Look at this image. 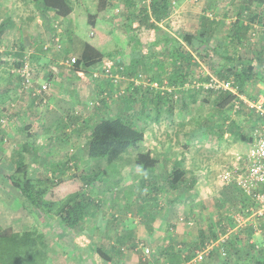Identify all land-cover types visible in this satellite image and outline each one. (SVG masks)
Returning <instances> with one entry per match:
<instances>
[{
  "label": "rangeland",
  "instance_id": "1",
  "mask_svg": "<svg viewBox=\"0 0 264 264\" xmlns=\"http://www.w3.org/2000/svg\"><path fill=\"white\" fill-rule=\"evenodd\" d=\"M80 1L85 2L86 0ZM93 1L86 2L87 9L95 8L96 1ZM116 1L120 3L119 0ZM212 1L216 4L213 8L209 5ZM92 2L93 8L90 6ZM174 2L170 17L159 22L162 29L171 32L181 29L190 32L196 31L203 11L212 13L214 18L223 21L219 32L222 38L228 33V30L231 31L229 28L235 20L238 18L240 22L241 18L242 22L249 20L247 18L249 12H246V19L242 17L244 13L241 16V0H175ZM139 6L138 2L136 8ZM33 7V0H0V22L2 20L7 22L8 19L11 21L6 30L0 34V223L11 224L16 230L32 227L42 230L49 244L51 264H98L89 250L92 247L95 248L102 241H108L105 231L95 230L97 220L105 218V213H107V218H111V213L113 215L116 213L120 221L118 227L114 228L120 234L127 235L123 237L125 245H123L124 250L118 264H144L145 260H148L150 264H159L163 262L161 260L164 258L160 251L169 246L168 244L175 247V251H177L178 241H180V245H183V248L195 250L196 247L193 245L198 239L200 231L203 234L207 233L204 235L206 244H210L208 240L213 239L217 246H220L219 243L223 238L233 235L236 230L242 228L246 230L247 237H245L246 241L241 243L248 248L247 250H249V243L252 241L259 244L263 238L264 227L253 224L257 228L255 231L250 221H247L245 226L242 223V227L237 228L240 224L234 218L237 213L244 218L248 217L246 208L249 205V197L236 185L235 180L224 183L220 177L223 170L233 167L237 155L245 152L248 148L249 143L235 139L234 135L229 136L230 140L227 142L223 140L226 136L218 139L212 134L203 135L194 144L189 145L183 166L186 170L196 172V175L200 176L199 179L202 183L198 189L183 186L176 191L167 190L162 185L163 189L159 199L146 202L140 208L136 200V192L139 187L135 185V182H137L136 178L139 176L138 172L141 171V168L133 164L132 161L118 168L117 166L108 168L109 175L117 169L120 179L117 180L118 183L114 185V188L106 187L108 181L116 179V177L103 175L102 171L106 167L105 160L90 158L85 152L83 145L87 140L89 127L101 117L116 112L124 113V111L131 113L135 118V123L140 125L147 112L139 113L140 100H134L128 105H124L120 97L113 98L117 100L109 102L105 106V111L101 109L102 107L98 109L96 106L100 102V91L102 88L104 90L106 84L104 83L107 79L106 74L99 70L97 75H91V79L89 75L82 80L75 79L71 74L73 73L72 69L61 66L59 61L68 55L77 58L78 42L69 39L67 32L62 33L63 49L56 51L52 42H46L51 33H48L47 36L46 32L47 37L43 33H31V21L28 22V18L30 15L36 14V11L32 10ZM123 8L122 6L119 11L112 8L105 14L101 27L109 35L112 34V40L104 45L102 50L109 53L116 51L122 45L126 53L125 56L121 55V59L124 63H128L126 46L130 37L125 34ZM258 8L261 10V15L259 19H255L257 20L255 34L252 36L250 33L252 38L249 40L247 35L246 45L242 44L237 47V52H241L244 56H252L254 51L256 52L259 48H263L264 52V30H262L264 25L260 24V19L262 17L264 19V4L254 7V9ZM40 19L43 22V17ZM83 21L85 30L82 31L87 38L86 31H89V28L85 17ZM78 26L80 27V25ZM42 36L46 38L43 39ZM47 44L49 46L46 49L44 46ZM167 47L163 46L165 49ZM163 48L161 47L155 56L150 58L154 65L147 76L159 70V66L155 63L166 61L164 68L166 71L169 68ZM152 52L153 48L147 55L149 56ZM33 54L42 55L45 60L43 58V61L40 57L33 58ZM20 57H22V63L28 62V65L33 69V73L29 75L27 81L23 80L22 70L20 71L23 64L20 67L14 65V62H17ZM147 58L145 59L149 64L151 60L149 57ZM201 70L209 72L205 65H202ZM143 71V69L142 71L138 69L137 75L133 78V84L140 81L146 82L144 79L146 75L141 73ZM258 73L262 74V70L259 69ZM115 78L118 81L117 89L119 91L130 86V80L127 77ZM100 80L102 84L98 83ZM44 81L48 83L49 89L51 84L54 90L60 84L58 88H67L69 94L65 98L62 97L61 100L60 97L51 95L53 91L49 90L45 100L43 97L37 98L33 93ZM53 81H55L54 85ZM165 82L166 80L163 79L161 89L166 87L164 86ZM152 84L156 85V83ZM253 84L255 86H251L250 92H254L256 88L264 89L261 82L258 85L256 82ZM204 95L208 97L206 101H204ZM181 97L180 93H176L174 98L175 122L182 117L186 122L181 130L190 129L196 121H205L206 117L215 118L217 110L214 108L211 94L207 95L205 92L199 91L194 102L191 96H187V108L183 107ZM74 111L77 112L76 115L73 113ZM153 112L152 109L151 114ZM67 113H73L76 116L75 119H68ZM82 120L89 125L87 127L80 126ZM146 121L148 126L145 129L143 148H150L156 154H162L168 147H172L175 142L179 141L178 150H183L184 135L183 132L178 135L174 133L175 124H169L165 118H161L159 125L152 122L150 118ZM246 124L247 122H244V126ZM25 126H27V132L33 136L31 138L33 143L38 147L36 166L45 172L46 176H51L53 179L67 178L72 174L76 176V179L67 178L64 183L57 186L54 195L50 196L54 201H58L70 192L81 189V186L86 190H93L94 197L102 200L101 211L96 217V222L94 219H88L87 222H83L81 230L72 231L63 229L56 216L46 217L39 211L30 213L23 209L18 191L6 182L4 176L14 169L13 152L20 150L27 139ZM31 157L32 153H26L27 161H30ZM176 157L178 158L179 155L174 153L169 158L174 160ZM51 165H58L55 175L49 169ZM164 169L165 167L161 163L156 168L158 181H161L162 184H165ZM215 178H219L223 182L220 189L214 187ZM185 181H188V177ZM148 213L153 215L150 220L146 217ZM125 217H131L133 221L129 224L124 220ZM228 232H230L229 235ZM130 234L132 235L130 236ZM174 236L175 241H172ZM136 241L140 248L144 247L143 250L130 247L132 244L135 246ZM255 254L259 255L258 252ZM258 260L255 258L254 261ZM200 263L218 264L215 256L208 254H205Z\"/></svg>",
  "mask_w": 264,
  "mask_h": 264
},
{
  "label": "trees",
  "instance_id": "2",
  "mask_svg": "<svg viewBox=\"0 0 264 264\" xmlns=\"http://www.w3.org/2000/svg\"><path fill=\"white\" fill-rule=\"evenodd\" d=\"M34 1L42 9L52 10L58 17H66L72 11L70 0ZM174 1L137 0L135 2V0H125L123 4L116 0H98L95 8L92 10L85 9L77 16L75 34L85 38L82 31L85 30L83 26L84 17L89 28V31H86L87 38L85 39L87 41L83 42L79 56L77 58L71 55L66 57L75 58L70 66L61 63V66L72 69L73 73L70 71L68 73H71L75 79H83L88 74L97 75L99 70L106 74L107 79L104 81L106 84L104 90L102 88L100 91L99 106H96L98 109L102 107L101 109L105 111V106L109 102L117 100L113 98L120 97L124 105H128L134 100H140L139 113L147 112L140 125H137L133 115L126 111L101 117L89 127V134L83 145L88 157L105 160L106 167L102 171L103 175L116 177V179L108 181L106 184L108 189L114 188V185L118 183L117 180L120 179L117 169L109 175L108 168L114 166L118 168L130 161L140 166L141 171L138 172L139 176L135 182V185L139 187L136 192V200L140 208L146 202L159 199L163 189L162 185L167 190L176 191L185 186L188 172L183 166V160L187 155L189 145L194 144L203 135L212 134L218 139L226 136L223 138L226 142L230 140L229 136L234 135L235 139L249 143L253 140L252 135H250L252 129L257 124L264 122L261 113L249 105V102H257L262 98V107L264 108V89L256 88L254 92H250L251 86H255L253 82H256V85L260 82L264 85L263 48L254 51L252 56H244L241 52H237V47L242 44L246 45L247 35L249 40L255 34L254 30L257 25L255 19L260 18L261 10L259 8L254 9V7L264 4V0H241V16L244 13L242 17L245 18L246 12H249L247 15L249 20L247 22L246 20L242 22V18L241 22L239 18L235 20L229 28L231 31L228 30L223 38L219 35L223 21L214 18L212 13L204 11L200 16L198 29L194 32L183 31L182 29L171 32L162 29L159 22L170 17ZM138 2L140 6L136 8ZM209 5L213 8L216 4L212 1ZM115 6L118 7V11L121 6L124 7L122 14L126 28L125 34L130 37L126 46L128 63H124L121 59V55L125 56L126 53L124 46L121 45L116 51L109 53L102 50V47L110 42L112 37L98 30L95 25L98 12L106 8L109 11ZM262 19L263 17L260 19V24L264 25V19L263 21ZM9 24H11L9 19L7 22L4 20L0 22V34L6 30ZM55 36L60 37V39L55 41ZM61 36L62 34L55 32L46 42H52L55 46L54 49L60 51L63 49ZM163 46L168 47L165 49ZM161 47L167 57L169 68L167 71L164 68L166 61L159 64L155 63L159 66V70L147 76L152 65H154L150 58L155 56ZM152 48L153 52L148 56L147 53H150ZM32 57L35 58L36 55L33 54ZM147 57L151 60L149 64L146 62ZM22 64V57L14 62L16 67H20ZM202 65L208 67L209 72L202 71ZM138 69L144 70L141 73L146 75L144 77L146 82L140 81L133 84V78L137 75ZM259 69L262 70L260 75ZM115 77H127L130 80V86L119 91L117 89L118 81ZM163 79L166 80V84H164L166 87L161 89ZM220 82H230V87L225 88L219 84ZM152 83H156V85ZM199 91L213 96L214 108L217 110L215 118L206 117L205 121L198 120L193 127L183 131L181 127L186 124L183 117L175 122V95L176 93L182 95V105L187 108L188 97L191 96L194 102ZM206 97L204 95V101L208 99ZM152 109L154 112L151 114ZM73 113L76 115L77 112L74 111ZM73 113H67L68 119H75L76 116ZM149 118L157 125L161 123V118L167 119L169 124H175L174 133L178 135L183 132L184 135L183 150H178L179 141L174 143L173 148L168 147L166 152L162 154H156L150 148H143L145 129L148 126L146 119ZM244 122H247L245 126ZM60 123L58 124L60 125ZM79 125L87 127L89 124L82 120ZM24 130H26L27 139L20 150H15L12 155L14 169L4 176L6 182L18 191L23 209L30 213L39 211L46 217L56 216L63 229L72 231L81 230L80 227H82L83 222H87L88 219H94L96 222V217L101 211L102 200L94 197L93 190H86L81 186V189L70 192L60 200H53L51 196L54 195L57 186L64 183L69 177V179H76V176L72 174L67 178L58 177L55 179L46 176L45 172L36 166L38 147L31 139L33 136L27 132V126L24 127ZM29 152L32 153V157L30 161H27L26 153ZM174 153L179 157L171 160L169 157L170 155L173 156ZM131 156L132 159L130 160ZM160 163L165 167V184L158 181L156 174V168L160 166ZM57 168L58 165L49 167L54 175ZM193 182L194 178L191 179L190 185ZM222 184L223 182L219 178L214 179L216 189H220ZM106 215L107 213H105V218L97 220L95 230L105 231L108 241L100 242L95 248H90L89 251L94 255L98 264H118L124 250L125 240L123 237L126 234H120L114 228L118 227L120 221L116 213L114 215L111 213V218H107ZM146 217L150 220L153 215L148 213ZM124 220L129 224L133 221L131 217H125ZM239 227L242 225L237 228ZM252 227L254 229L253 224ZM239 230L243 231L242 228ZM204 235L203 232H199L198 239L193 245L196 247L195 250L183 248L180 241L177 242V251H175V247L168 244L169 246L160 251L165 259L163 258L161 260L163 262L159 264H201L200 262L203 261L205 255L202 259H195V257L202 250L208 251L206 255L215 256L218 264H264V246L256 248V243L252 241L249 243V250H247L248 248L242 244V241H246L245 232L233 233V235L223 238L219 243L220 246H217L213 239L208 240L210 244H206ZM213 235L216 236V234ZM172 241H175V236L172 237ZM130 247L139 249L140 245L138 246L136 241L135 246L132 244ZM143 248L140 249L143 250ZM256 252L259 255H256ZM255 258L259 260L254 261ZM143 259L145 260V258ZM51 260L49 244L42 230L36 227L16 230L11 224L0 223V264H51ZM144 264H150V262L145 260Z\"/></svg>",
  "mask_w": 264,
  "mask_h": 264
},
{
  "label": "built area",
  "instance_id": "3",
  "mask_svg": "<svg viewBox=\"0 0 264 264\" xmlns=\"http://www.w3.org/2000/svg\"><path fill=\"white\" fill-rule=\"evenodd\" d=\"M55 28L59 32L61 26L57 25ZM54 39L55 41L59 40L58 36H55ZM47 47L48 44L44 46L46 49ZM74 61V57H68L61 63L70 66ZM21 70L23 80L27 81L29 75L33 73L32 67L28 65V62H24L23 66L20 67V71ZM219 84L225 88L230 87V82H220ZM48 90L49 85L44 81L33 94L39 95L45 100V96L49 93ZM262 103L263 100L260 98L257 102H249V105L259 111L264 119V108L262 107ZM250 135H252L253 140L249 142L247 150L237 155L233 167L223 170L220 173V177L224 183L235 180L236 185L245 192L250 199L249 205L246 208L248 217L244 218L241 214L237 213L234 216L235 220L239 224H242L253 218V224L264 227V122L257 124L250 132ZM254 229L257 230L255 226ZM261 246H264V237L260 244H256V248ZM206 253L207 250L198 252L195 259H202Z\"/></svg>",
  "mask_w": 264,
  "mask_h": 264
},
{
  "label": "crops",
  "instance_id": "4",
  "mask_svg": "<svg viewBox=\"0 0 264 264\" xmlns=\"http://www.w3.org/2000/svg\"><path fill=\"white\" fill-rule=\"evenodd\" d=\"M70 1H71V4H72L71 13L68 16H66V17H58L52 10L42 9L40 6H38V3L33 0L34 7H33L32 10H35L36 14L35 15H30L29 18H28V22L31 21V28H32L31 33H33V32L34 33H38V34L43 33V35H45V33L47 32L46 35L48 36V33L49 34L50 33L51 34H55V32H56V34H62V33L67 32V35L69 36V39H71L72 41L78 42L79 49L76 52V55L79 56L78 54H80V52H81V49H82V46H83V42L87 41V40L85 38L81 37L80 35L75 34V29H76L75 28V24H76L77 16L79 14H81V12L83 10L88 8V6H87L88 4L86 3V2H88V0H86L85 2L84 1H80V0H70ZM95 1H96V4H97L98 0H94L93 2H95ZM93 2L90 4V6H92V8L94 7ZM119 2L124 4L125 0H119ZM116 6L113 7L114 10L118 9V7H116ZM105 14H107V8L97 13V18H96V23H95L96 28L98 30H100L101 32H104V33H106V32L102 29L101 24H102V21L104 20ZM42 17L44 19L43 22L40 19ZM63 24H64V26H63ZM57 25L61 26V28H59L60 29L59 32L57 30L54 31V28ZM107 34H109V33H107ZM110 35L112 37V34H110ZM45 36L44 37L42 36V38L45 39L47 37V36L46 37ZM72 36H73V38H71ZM58 38L60 39V37H58ZM36 57H40L42 60L44 58L42 55L41 56H37L36 55ZM44 60H45V58H44ZM56 60H58V59H56ZM62 60L59 61L60 65H61ZM89 77H90V79L92 78L91 75H89ZM54 82L55 81L52 82L53 85L55 84ZM98 83L101 84V81L98 82ZM58 87H60V84L58 85ZM57 88L54 90L52 84L50 85V89L49 90H51V92L53 91L51 93V95H55L57 97H60L61 100H62V97L65 98V96H67V94H69L67 88H64V89L63 88H58L57 89ZM186 171L188 172V181L185 184V186H187L188 188H192V189L193 188L194 189L195 188L198 189V186H200L201 183H202L201 179H199L200 176H197L196 172H191V171H188V170H186ZM192 178H194V182L192 183V185H190V181H191ZM247 221H250V224H253L254 220H253V218H251L250 220H247ZM247 221L243 222L244 226L246 225V223H248ZM240 225H242V224H240ZM238 232H243L244 233L246 231L245 230L242 231V230L238 229L234 233H238ZM259 232H260V230H259ZM259 232L258 233L256 232V233L259 234ZM229 234H230V232H228V235ZM205 235H207V233H205ZM262 237H264V234H262Z\"/></svg>",
  "mask_w": 264,
  "mask_h": 264
}]
</instances>
